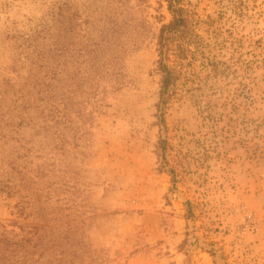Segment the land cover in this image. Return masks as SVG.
<instances>
[{
    "label": "rangeland",
    "instance_id": "374dc122",
    "mask_svg": "<svg viewBox=\"0 0 264 264\" xmlns=\"http://www.w3.org/2000/svg\"><path fill=\"white\" fill-rule=\"evenodd\" d=\"M122 2L141 22V46L124 58L122 86L103 82L88 118L73 115L72 131L85 134L57 151L58 188L47 204L61 216L54 224L70 223L84 237L89 264H264V0L185 1L201 37L191 51L169 48L175 80L162 122L166 0H0V78H16V38L51 12L67 33L69 23L80 31L87 16ZM160 138L179 172L174 190ZM18 200L0 192V222L32 223L19 216Z\"/></svg>",
    "mask_w": 264,
    "mask_h": 264
},
{
    "label": "trees",
    "instance_id": "16d2710c",
    "mask_svg": "<svg viewBox=\"0 0 264 264\" xmlns=\"http://www.w3.org/2000/svg\"><path fill=\"white\" fill-rule=\"evenodd\" d=\"M166 1L172 19L162 25L158 36L161 122L175 80L168 64L169 48L191 51L201 37L197 32L200 20L186 7V0ZM124 3L108 4L97 12L100 17L87 16L79 23L80 31L69 23L71 35L59 28L51 12L41 28L16 38L21 39L17 45L20 58L11 67L17 71L16 78H0V192L17 194L19 216L32 215V223L0 222V264H89L88 242L70 223L55 225L61 216L57 207L47 204L58 188L57 151L69 152L67 145H79L85 134L83 130L77 137L73 132V115L88 118L87 104H98L103 82L115 89L122 86L124 58L141 46V22ZM158 147L164 169L168 163L174 190L179 172L167 162L168 141L160 138ZM184 204L186 218L195 217L193 202L187 199Z\"/></svg>",
    "mask_w": 264,
    "mask_h": 264
}]
</instances>
